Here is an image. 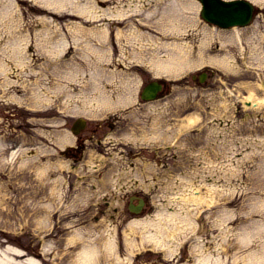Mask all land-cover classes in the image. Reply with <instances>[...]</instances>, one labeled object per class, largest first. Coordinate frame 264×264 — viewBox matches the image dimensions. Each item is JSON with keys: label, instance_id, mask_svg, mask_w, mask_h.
Returning <instances> with one entry per match:
<instances>
[{"label": "rangeland", "instance_id": "rangeland-1", "mask_svg": "<svg viewBox=\"0 0 264 264\" xmlns=\"http://www.w3.org/2000/svg\"><path fill=\"white\" fill-rule=\"evenodd\" d=\"M128 2H96L108 14L84 25H106L111 31L106 44L112 45V61L105 67L110 66L114 76L102 75L100 87L109 99L120 95L121 81L128 80L123 71L134 70L118 57L132 49L144 62L132 76L136 80L131 78L129 83L164 76L171 79L168 92L145 104L130 101L116 112L121 121L117 146L90 145L77 161L63 153L72 143L69 128L73 117L68 114L78 106L84 108L81 104L87 94L88 109L81 114L88 120L84 134H89L103 112L109 114L104 111L106 106L95 104L96 87L74 76L58 75L52 80V72L38 64L34 41L26 46L30 60L16 62L4 48L9 33L0 29L4 67L0 70V243L24 248L27 255L43 251L48 264H73L72 251L66 252L73 246L65 242V236L81 229L90 239L98 235L106 239L111 234L114 255L120 260L116 264H264V11L259 10L249 25L238 28L241 35L235 43L227 37L221 44L217 36L207 43L201 42L203 33L194 20L200 18V4L191 0L184 13L176 10L180 19L183 16L177 28L159 29L154 21L160 12L156 9L149 16L150 25L138 24L137 36H123L119 43L115 30L121 17H114V11ZM143 4L147 9L158 7L156 0L140 1L141 10ZM255 4L264 9V2ZM21 6L24 9L26 4ZM61 15L60 22L79 20L68 12ZM29 19L26 16L24 22ZM159 23L168 27L161 20ZM67 29L61 32H66L68 57L82 44L72 43ZM215 30L226 35L231 28ZM90 40L97 42L94 37ZM173 43L182 50L185 43L190 46L183 58L191 63H184L179 72L177 64L183 53H174ZM199 46L207 58L195 64ZM151 56L172 62L170 70L152 72ZM90 57L97 58L94 53ZM215 57L225 60L218 62ZM205 66L211 74L204 84H198L190 75ZM89 69H80L79 76H89ZM33 91L42 97L33 98ZM244 99L258 105H245ZM193 113L197 117H188ZM10 114L13 119L8 118ZM34 136L42 139V146L34 144ZM96 137L87 143H94ZM124 168L133 170L132 179L126 180ZM129 184L132 188L121 189ZM130 192L147 197L146 207L138 214L127 209ZM179 210H187L189 218L174 217ZM145 220L151 221L148 227L137 223ZM150 228L164 246L154 245L152 236L143 235ZM199 244H203L201 251ZM170 249L172 253H167ZM107 256L115 264L110 260L115 256ZM203 256L206 263L199 260Z\"/></svg>", "mask_w": 264, "mask_h": 264}, {"label": "bare ground", "instance_id": "bare-ground-1", "mask_svg": "<svg viewBox=\"0 0 264 264\" xmlns=\"http://www.w3.org/2000/svg\"><path fill=\"white\" fill-rule=\"evenodd\" d=\"M99 1L103 0H0V29H5L4 31L9 33L4 48H6V51L9 56L13 57L16 62L28 61L30 60V54L27 53L26 46L34 41L37 47L36 59L39 61L38 64L40 65V67H46L50 70V72H52V80H54V76L56 78L59 75V77L66 76L68 78H72L74 76L76 79L81 81V83L86 84L90 81L91 85L96 87V90H94V92L96 93L94 95V97L96 98V105L100 106L102 105V103L107 102V100L111 101L112 99L107 98L105 91L100 87L99 84L102 75L106 73L103 67L104 63L101 61L106 57V54L108 55L107 52L111 51L112 46L110 45V47H106L104 49L103 45H101L103 41L106 42L108 39V28L104 25L99 28H86V26H84L87 25L88 21H93V19H97L101 15L104 16L108 14V11H106L105 9L98 8L96 2ZM130 1L131 2H128L126 7H120L114 11V16H116L117 19H119L120 17L121 19L127 18V22L129 25V27H125L123 29L120 28L116 30V33L118 35L117 40L119 43L121 42V37L123 36L127 35V38L130 37V35H132L131 37H133L134 35L137 36L138 33H136L137 30L135 29L137 28L138 24L140 26L141 24L142 26H145V24L150 25L148 23L149 16L154 13L156 9H158V11L160 12H157L159 14L157 21H154L157 23V27L159 29H162L164 31L165 29L168 30L177 28L176 24H178L183 18V16H181L180 19V15L184 13L185 6L189 5L191 0H156V4H158V7H155V9H147L144 7L143 4V7L145 9L142 10L139 5V2L142 0ZM251 1L253 3L264 2V0ZM23 3L26 4V7L24 9L21 6V4ZM194 7L196 8L197 4H194ZM176 10H178V13L180 15L176 13ZM63 12H68L73 16H77L79 20L77 22L74 20H70V22L58 21V19L62 18L61 14ZM26 16L32 19H29V22L25 23L24 18ZM160 20L162 23L164 22L168 24V27L161 26L159 23ZM194 20L196 24L200 27V31L203 33L201 37V42L208 43L211 36H217L218 38H220L221 44L227 40V37L233 42L237 41V39L240 38L241 32L238 29H233L230 31L231 34L228 33L225 35V33H222V31L215 30V26L205 22V20L202 18L195 17ZM36 24L40 25V27L36 28ZM210 25L211 27L209 29ZM66 27H68L67 32L72 37V43L76 44L80 42L82 45L81 48L76 47V54H73L65 59L63 56L60 55L63 51L67 49V40L65 38L66 32H61V30L65 29ZM90 37H94L97 42L95 44L91 42L92 40H90ZM184 45L185 49L182 50L181 48L178 49L179 44L173 43L174 53H177L176 50L178 51V53H180L181 51L183 53L182 58L185 53H190V51L188 50V48L190 47L188 43H185ZM199 48L200 49L198 50V59L193 60V63L195 64L203 62L207 58L206 54L202 50V47L199 46ZM130 50L131 52H127L125 56L121 57V62L126 63L128 60L130 61L132 59V61L135 62L136 65L140 66L141 63L144 62V58L142 56L140 57L139 52H136L132 49ZM120 51L123 52L124 49L121 47ZM91 53H94L97 58L90 57ZM108 56L110 57V55ZM182 58L178 60V72L180 67L184 65V63H191L186 58H183L186 59V62H182ZM148 60V62L154 68L151 69V71L154 73H166L170 70V63L172 64V62L168 60L166 61L165 59L155 58L154 56H151V58ZM215 60L220 62L225 60V57H215ZM2 66V62L0 61V70L4 68ZM85 66L90 67L91 71L89 76L90 79L84 80L83 78L86 76H84L83 74L79 76V74L81 72L80 69ZM8 69H10V67ZM12 70L14 69H11L10 72H13ZM42 73H44V71H42ZM107 74V78L109 76H112V72H107ZM121 83L123 84L122 87L124 90V94H121L116 97V99H118L116 101V104L110 103L109 105L108 103H105L106 105H109L107 107H115L116 105H119V99L120 101H123V98H129L131 94L135 95L133 93L134 85H137L138 83L131 84L128 82V80H122ZM252 90L253 89H251L250 87L249 95H252ZM32 96L33 98L38 97L39 99L40 97H42V95H40L37 91H33ZM262 100H264V97ZM85 102L86 109H88V103L90 102V100L87 94L83 96L82 105H84ZM126 102L127 100L121 102L120 104ZM256 103L257 102H255L254 105H257ZM188 117L193 118L197 117V115L193 113L190 114ZM111 145L113 148L117 146L116 143L115 146L113 144ZM13 154L14 152L12 151L10 155ZM177 215L179 218H181V215H185L187 218H189L187 210L185 212L179 210L173 216L175 217ZM137 223L143 225L144 227H148L151 224V221L145 220L139 221ZM147 231V235H145V233H143V235L147 237L152 236L153 238L151 240L153 241L154 245H165L161 238L153 235V233H150V231H153L152 228L148 229ZM65 239V242H67L68 245L72 244L73 246L72 249L66 251H72L69 255L73 256V264H110V261H107V253H110L112 254V256H115V241L112 238V235L109 233L106 239L100 235L90 239V237L84 235V232H82L81 229H75L71 235L65 236ZM0 246V264H44L43 260L45 259V257L43 255L42 259L32 256L25 257L24 259H19L24 255L21 249L13 245H6L4 243H0ZM102 246L103 248L101 249ZM197 246L199 247V251L203 250V244H199ZM173 249L168 250L167 253H172ZM42 252L43 251H41V254ZM110 260H112V262L115 260L116 264L118 256L116 255L114 259L110 258ZM199 260L204 261L206 263V257L204 256L199 258Z\"/></svg>", "mask_w": 264, "mask_h": 264}, {"label": "flooded vegetation", "instance_id": "flooded-vegetation-1", "mask_svg": "<svg viewBox=\"0 0 264 264\" xmlns=\"http://www.w3.org/2000/svg\"><path fill=\"white\" fill-rule=\"evenodd\" d=\"M8 118L13 119L14 116H12V114H10V116ZM115 120H116L115 118H113V119L111 118V119H106L102 123L95 124V126L91 127L88 130L89 134H87V135L84 134L86 129L82 130L77 136L76 145L71 146V148H69V150H67V154H69L73 157H76L78 151L85 147V142H87V140H92L95 134H104L106 132V130H105L106 127L114 128ZM23 125L26 126L27 123H23ZM18 127H22L21 120L18 122ZM100 143H101L100 139H97V141H95V145H100ZM112 144H114V142H112Z\"/></svg>", "mask_w": 264, "mask_h": 264}, {"label": "water", "instance_id": "water-1", "mask_svg": "<svg viewBox=\"0 0 264 264\" xmlns=\"http://www.w3.org/2000/svg\"><path fill=\"white\" fill-rule=\"evenodd\" d=\"M202 2H203L202 13L203 14L205 13V17L206 18H210V20H213V21H216V22H219V23H221V22H225L226 23V21L222 20L221 14L216 12L215 9H214V6L216 8H218V6L215 5V3H217L216 0H202ZM238 4H241V2L238 3ZM241 7H242V4L239 7H237V8H241ZM248 18H249V15H247V17L246 16H241V21L244 22ZM235 19L236 18H232L228 22L234 21ZM236 21H237V19H236ZM224 25H226V24H224ZM150 86H151V84L148 85L147 87H145V89L149 88ZM149 90H151V88ZM151 93L153 94L154 91L153 92L151 91ZM139 207H140L139 205L136 206L135 210H137Z\"/></svg>", "mask_w": 264, "mask_h": 264}]
</instances>
